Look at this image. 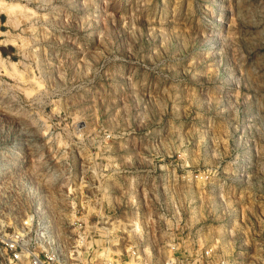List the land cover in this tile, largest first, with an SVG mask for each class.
<instances>
[{
	"label": "rangeland",
	"instance_id": "obj_1",
	"mask_svg": "<svg viewBox=\"0 0 264 264\" xmlns=\"http://www.w3.org/2000/svg\"><path fill=\"white\" fill-rule=\"evenodd\" d=\"M11 239L264 264V0H0V264Z\"/></svg>",
	"mask_w": 264,
	"mask_h": 264
},
{
	"label": "built area",
	"instance_id": "obj_2",
	"mask_svg": "<svg viewBox=\"0 0 264 264\" xmlns=\"http://www.w3.org/2000/svg\"><path fill=\"white\" fill-rule=\"evenodd\" d=\"M16 237L18 235L16 234ZM0 242H3L0 240ZM5 246L8 247L12 253V261H15L16 264H65L64 258H61L60 262H57V260L54 259V257L51 254L44 253L39 254L35 251H24L22 247L19 245L16 239H11L10 242L6 241L4 242ZM25 252V253H24ZM26 254V255H25ZM104 257L98 261L97 263H92L91 261H81L77 262L76 264H122V260L120 258L121 252L118 253L119 255H115L116 253H112L109 255L108 253H103ZM204 255H200L201 258L205 257L207 258L210 256L209 251L205 250ZM164 264H213L210 262L205 263H189L188 261L184 260H178L174 257H169L166 259ZM214 264H227L225 260H218Z\"/></svg>",
	"mask_w": 264,
	"mask_h": 264
}]
</instances>
